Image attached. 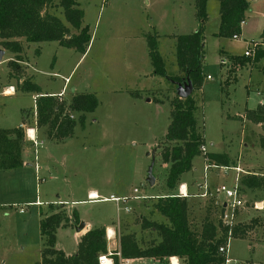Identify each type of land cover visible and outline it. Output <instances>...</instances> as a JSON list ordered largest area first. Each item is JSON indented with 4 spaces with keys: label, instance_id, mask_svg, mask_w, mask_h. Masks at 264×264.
<instances>
[{
    "label": "rangeland",
    "instance_id": "374dc122",
    "mask_svg": "<svg viewBox=\"0 0 264 264\" xmlns=\"http://www.w3.org/2000/svg\"><path fill=\"white\" fill-rule=\"evenodd\" d=\"M75 1L84 12L83 26H88L91 36L83 55L56 42L27 43L24 38L0 36V49L4 51L0 61V128H16L22 123L26 163L15 171H0V264H40L45 242L39 223L55 213L67 216V222L62 223L65 226L55 232V249L64 254L76 252L75 227L82 222L90 224L91 229L118 224L117 239L134 234L142 248L157 243L158 233L142 230V221L166 224L154 204L158 198L177 194L182 181L208 185L209 196L202 197V191L194 188L188 198L191 226L200 232L205 219L218 222L217 204L222 197L216 188L237 183L231 170L236 164L244 172L239 174L238 183L248 202L238 225L249 226L253 219L259 223L252 224L245 239L228 238L220 247L227 250L228 246L223 256L229 264H264V183L259 188L241 185L246 175L256 173L264 179V152L259 144L264 131L246 118V113L256 110L264 100V61L228 72L231 57L242 56L252 42L261 41L264 0H249L238 40L215 36L220 23L219 3H207L203 87L192 93L197 101L194 116L205 141L203 153L225 154L231 166L226 172L214 168L205 172L207 163L202 154L192 161L194 175L186 178L191 174H183L174 190L165 185L170 164H164L161 158L174 146L165 142V135L178 87L168 77L183 76L176 65L175 43L178 36L190 35L199 28L195 0ZM47 12L69 27L57 1ZM148 35L156 36L165 77L153 74ZM13 41L19 44V52L11 46ZM27 80L39 86L42 95L57 99L63 109L61 117L69 115L76 122L71 136L58 139L49 123L37 124L35 101L40 95L21 89ZM10 88L13 91L6 94ZM62 91L64 94L57 96ZM78 94L96 97L98 106L93 113L69 109ZM149 99L151 103H147ZM81 116L83 126L78 123ZM30 130L35 144L28 138ZM152 162L154 182L149 185ZM221 173L227 180L220 177L218 184L216 176ZM91 190L97 192L99 200L90 201L87 195ZM111 196L127 201L115 203L109 200ZM255 203L262 204L263 209L251 207ZM124 207L129 211L125 213Z\"/></svg>",
    "mask_w": 264,
    "mask_h": 264
},
{
    "label": "trees",
    "instance_id": "16d2710c",
    "mask_svg": "<svg viewBox=\"0 0 264 264\" xmlns=\"http://www.w3.org/2000/svg\"><path fill=\"white\" fill-rule=\"evenodd\" d=\"M56 1L62 10L64 20L76 34H71L69 27L58 17L47 12ZM208 1L210 0H195L196 17L200 23L197 31L176 38V65L183 76L168 77L173 84H181L188 80L193 92L201 91L203 85V25L207 18ZM215 1L219 3L220 19L218 33L215 36L222 38L239 36L241 23L245 21L249 9L248 0ZM83 17L84 12L78 8L75 0H0V36L5 39L24 38L27 43L56 42L60 47L73 49L83 55L91 40L88 26H83ZM263 38L264 29L253 55L231 57L228 72L234 73L235 68L239 66L264 61ZM146 41L153 74L165 77L163 60L157 51L156 36L148 35ZM10 44L16 46V52L21 50L17 42L13 41ZM15 64L14 67L17 66ZM262 70L264 71V63ZM225 82L227 83V80ZM21 89L40 95L35 101L38 125L49 123L55 132L54 136L58 139L73 134L76 122L69 119V115L61 117L63 109L57 105V99L42 95L39 86L28 80L22 83ZM192 93L186 99H179L177 96L171 102L170 124L167 127L165 142L173 143L174 146L161 155L163 163L170 164L165 184L169 190H174L180 177L192 170L193 159L203 154L201 148L204 147L205 141L194 116L197 101L192 98ZM97 106L98 101L94 95L78 94L73 96L69 109L85 114L93 113ZM246 118L252 124L260 125L264 131V100L256 110L248 111ZM78 123L84 125L83 116L79 117ZM24 144L22 126L0 128V171H15L24 166ZM259 144L264 152V136L260 138ZM203 156L209 166H229L226 155L205 153ZM263 183V177L257 175H246L241 180V185L246 188H259ZM154 208L167 223L158 224L143 220L141 228L153 229L158 233L160 241L142 248L134 234H123L119 237V250L123 258L162 261L175 257L180 264H224L225 257L218 252L220 245L226 243L228 238L245 239L248 230L259 223V220L253 219L249 226L237 224L229 228L224 226L220 219L217 223L205 219L198 232L192 228L189 220L187 197L171 194L158 198ZM63 222H67V216H63L62 213L51 214L40 220V235L45 242L40 264H98V258L108 252L105 228L87 231L80 237L76 252L67 256L62 250L55 249V232L59 227L65 226L62 225ZM74 222L79 223L77 219Z\"/></svg>",
    "mask_w": 264,
    "mask_h": 264
},
{
    "label": "built area",
    "instance_id": "2783aa9c",
    "mask_svg": "<svg viewBox=\"0 0 264 264\" xmlns=\"http://www.w3.org/2000/svg\"><path fill=\"white\" fill-rule=\"evenodd\" d=\"M244 25V22L241 23V26ZM233 40H238V36H234L232 38ZM257 46V43L252 42L251 45L247 46V48L245 49L243 55L245 57H251L254 53V49ZM208 78V77H207ZM69 80L65 79V83H68ZM11 91H13V88H10ZM64 94V91H62L60 94H58L57 96H62ZM46 96V95H45ZM48 97H53V96H48ZM28 138L31 140V142H33L35 144V138H33L32 136H30V134H28ZM202 153L205 152V147L201 148ZM205 154V153H203ZM206 160V159H205ZM207 163V160H206ZM208 168H214V169H218L221 171H225L228 170L227 167H221V166H217V165H208V163L206 164L204 170L205 172L207 171ZM232 171H234L236 173V177H235V181L237 183H235L234 185H226V184H221L216 188V193L218 195H220L222 197V201L217 204L219 205V219L220 221L223 223L224 226H227L229 228H232L233 226L238 224V219L240 216V213L244 210H246L247 208V204L248 202L245 200L244 195L242 194V189L241 186L238 183V176L240 173H244L243 171H241L239 168L235 167V168H231ZM206 176V173H205ZM202 188V197H207L209 196V191H208V185L207 184H203ZM184 189L183 185H180L177 191V195L181 196V197H187L186 191L184 189V191H182ZM137 190L134 189V193H136ZM99 200L97 199H90V201H97ZM110 201L115 202V203H126L127 198H116L111 196L109 198ZM37 205H41L40 202L36 203ZM29 206V205H28ZM118 206V205H117ZM251 207L258 209V210H262L263 209V205L259 204V203H255L254 205H252ZM248 206V208H251ZM125 210H127V208H124ZM20 213H23V210L20 211ZM114 236H110V234L108 233V231H106V240L107 243L109 241H111V239H113ZM228 251V246H227V250H225L223 247H220L218 249V252L220 254H226ZM175 258V257H172ZM172 258H169V264H178V260L176 259V261L172 262ZM139 259H126L123 258L119 248L112 250V251H108L107 254L105 255H101L98 258V264H135L136 261H138ZM230 260L228 258L225 257V262L224 264H229Z\"/></svg>",
    "mask_w": 264,
    "mask_h": 264
},
{
    "label": "crops",
    "instance_id": "0c3cea01",
    "mask_svg": "<svg viewBox=\"0 0 264 264\" xmlns=\"http://www.w3.org/2000/svg\"><path fill=\"white\" fill-rule=\"evenodd\" d=\"M248 2H249V0H248ZM249 5H250V2H249ZM245 24V23H244ZM244 26V25H243ZM242 27V26H241ZM222 63H224L223 61H222ZM182 75V74H181ZM208 77V76H207ZM206 77V78H207ZM203 87V86H202ZM40 88V87H39ZM201 90H202V88H201ZM42 91H41V89H40V93H41ZM59 92H57V93H51V94H53V95H57ZM152 101L149 99L148 101H147V103H151ZM262 104V103H261ZM19 126H22V123H21V125H19ZM11 129V128H10ZM209 153V152H208ZM217 154H219V153H217ZM223 155H225V154H223ZM227 156V155H226ZM228 157V156H227ZM23 161H24V158H23ZM228 161H229V166H231V164H230V159H229V157H228ZM24 165H26V163L24 162ZM238 166V164H236V167ZM44 167V166H43ZM193 168H194V166H193V164H192V170H193ZM228 168V167H227ZM237 168H239L240 169V166H238ZM190 171L189 173L191 174V176H189V177H186V178H190V177H192L193 175H194V173H193V171ZM255 175H256V173H254ZM212 175V174H211ZM223 175L224 174H222L221 173V175H218V176H216V181L218 182V184L219 183H221V179H220V177H223ZM225 176V175H224ZM224 179L223 180H227V178H225V177H223ZM196 179V177L194 176V180ZM213 179H214V177L212 178L211 176H210V178H209V180H211V181H213ZM196 181V180H195ZM181 185H183L184 186V189H185V191H186V194H187V199L189 198V197H191L190 196V194H192V190H194V188H195V190H200V191H202V186H203V183L201 184H197L196 185V183H192V184H188V183H186V182H183L182 181V183H181ZM184 189L182 190V191H184ZM178 191V190H177ZM97 192L95 191V190H91V191H89L88 192V195H87V197H89V198H91V199H96V198H92L91 197V194H96ZM97 195V194H96ZM98 196V195H97ZM98 198V197H97ZM117 207V212L118 211H120V208L118 207V206H116ZM125 208V207H124ZM124 210V212L126 213V212H128L129 211V209L127 208V210H125V209H123ZM85 224V228H84V230L81 232V233H79L78 235H77V233H75V236H76V240H77V243H78V241H79V239H80V237L83 235V234H85L87 231H89V230H92L91 229V225L90 224H88V223H84ZM118 225V224H117ZM117 225L116 226H113V225H111V224H108V225H103V226H101V227H99V228H105V230L106 231H108V232H111V234H110V236H114V238L113 239H111V241H109L108 242V244H107V249H108V251H112V250H115V249H118L119 248V238L117 239V233H116V228H117ZM117 242V243H116ZM110 244H114L115 245V247L112 249L111 248V246H110ZM67 256L68 255H70V254H67V253H65ZM176 259L177 258H172V262L174 261H176ZM178 260V259H177ZM146 261H149L151 264H162V263H168L169 262V258L168 259H166V260H162V261H159V260H156V259H149V260H146V259H139L138 261H136L135 262V264H146ZM178 262V264H180L179 263V260L177 261Z\"/></svg>",
    "mask_w": 264,
    "mask_h": 264
},
{
    "label": "water",
    "instance_id": "95a60500",
    "mask_svg": "<svg viewBox=\"0 0 264 264\" xmlns=\"http://www.w3.org/2000/svg\"><path fill=\"white\" fill-rule=\"evenodd\" d=\"M4 56V51H2L0 49V61L2 60V57ZM178 87V92H177V96L179 99H186L187 97H189L191 95V93L193 92V88L191 86V83L186 80L185 82L181 83V84H177ZM153 165L154 162L151 163L149 169H148V177H147V183L149 185H152L154 182V179L152 177V169H153ZM85 228V224L79 223V225H77L75 227V232L77 234L81 233Z\"/></svg>",
    "mask_w": 264,
    "mask_h": 264
},
{
    "label": "bare ground",
    "instance_id": "6f19581e",
    "mask_svg": "<svg viewBox=\"0 0 264 264\" xmlns=\"http://www.w3.org/2000/svg\"><path fill=\"white\" fill-rule=\"evenodd\" d=\"M6 94H11V90L9 89V91H6ZM32 133H33L32 130L28 131V134H31V136H32ZM91 197L97 199L98 196H97L96 194H91ZM90 199H91V198H90ZM108 233L111 234V232H108Z\"/></svg>",
    "mask_w": 264,
    "mask_h": 264
}]
</instances>
